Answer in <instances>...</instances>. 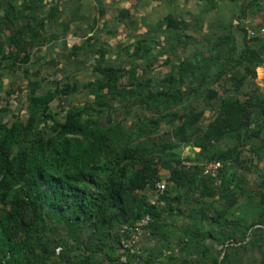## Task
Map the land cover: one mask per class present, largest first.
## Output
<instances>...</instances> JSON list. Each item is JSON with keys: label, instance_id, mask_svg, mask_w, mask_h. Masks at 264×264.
Returning <instances> with one entry per match:
<instances>
[{"label": "trees", "instance_id": "16d2710c", "mask_svg": "<svg viewBox=\"0 0 264 264\" xmlns=\"http://www.w3.org/2000/svg\"><path fill=\"white\" fill-rule=\"evenodd\" d=\"M204 1L205 11L214 8L211 0ZM57 13L54 0H0V98L5 101L0 114L10 111L18 96L2 72L15 64L24 82L20 108L26 111L25 117L12 114L10 122L0 120V264H139L134 252L122 248L121 237H131L146 216L142 237L165 241L166 264H194L193 255L202 249L196 229L210 219L205 214L214 199L226 203L225 209L236 202L247 208V199L255 196L264 202V88L255 83L256 69L264 64V0H240L237 5L234 18L241 43L232 31L196 39L192 33L202 19L165 18V27L183 30V46L191 39L207 43L211 51L229 45L203 63L181 58L164 77L168 86L154 88L139 77L138 67L152 68L162 53L153 49L154 39L141 37L126 48L140 65L125 69L95 64L92 71L99 76L82 84L93 98L59 109L51 102L76 94L81 89L77 81L54 78L42 90L28 75L32 51L57 38L45 29ZM130 16L122 8L118 20ZM97 43L89 36L72 45L70 54H104L106 49L95 48ZM168 62L166 57L163 63ZM208 63L214 73L203 69ZM207 109L213 115L203 126ZM117 113L122 115L113 118ZM215 159L222 162L216 175L204 174L205 164ZM242 163H248L245 171L260 177L250 190L243 185L245 177L234 178L233 165ZM160 169L168 176L158 195ZM163 200L188 205L193 238L184 243L170 239L174 224L160 206ZM237 220L230 222V232L224 228L230 223L218 219L220 253L228 240L244 239L258 219L248 224ZM149 259L142 264H160ZM211 264H218L217 258Z\"/></svg>", "mask_w": 264, "mask_h": 264}, {"label": "crops", "instance_id": "0c3cea01", "mask_svg": "<svg viewBox=\"0 0 264 264\" xmlns=\"http://www.w3.org/2000/svg\"><path fill=\"white\" fill-rule=\"evenodd\" d=\"M15 1L20 3L22 0ZM54 1L58 3V13L53 20L46 23L45 29L56 35L57 38L48 45L39 49H34L31 53L32 61L29 65V78L31 80H38L42 90L49 86L48 83H44V75L46 76V73L50 74L49 77L46 76V78L63 79L64 76V80L67 77L71 79L76 75V70L84 69L85 67L83 65H86L87 62L89 63V61L93 59L94 61H98L97 64L100 65L117 66L116 60L112 63L106 56H108L109 53L111 54L117 51L121 46L125 49L130 47L137 38L156 39L159 38V35H164V39L166 38L165 45H168V47L178 44L179 37L183 33V30L165 27L162 22L167 17L173 18L176 22L202 19L201 23L196 27L195 33L189 31V33L195 36L208 35L209 37H216L219 35H226L231 31L234 38L236 36H241V32L238 31L234 18L236 7L240 4V0H211L215 6L209 11L204 10V0ZM122 8L128 9L131 16L123 18V20L120 21L118 20V13ZM101 9L103 12L100 14ZM92 35L98 39L95 48L102 46L106 49L104 54L84 51H79L75 56L70 54L72 45L80 44L84 42L87 37ZM191 42L196 41L191 39L187 45L191 46ZM236 42H238V40H236ZM197 44H204L208 47V44L203 41ZM162 45H164L163 42ZM165 45L164 47H166ZM164 47L161 46L160 51L165 49ZM192 48L196 49L193 46ZM197 53L198 52L194 54L195 60L193 61L196 63H203L206 58L203 60L197 58ZM85 61L86 64H84ZM92 63H90V65ZM92 67L94 66L89 67L90 70H92ZM260 67L264 68V64ZM2 72H4L3 79L6 83L20 76V73L13 69H10V71L7 69L6 72L5 70ZM168 74L169 73H167V75ZM97 76H99V74H97ZM147 80L153 83L149 77L143 81ZM151 83L150 85L154 86V83ZM80 87L81 89L78 93H81L82 89H88L82 88V85ZM88 90L91 91L90 89ZM24 95V91L20 90L18 96L15 97L16 99L13 98L11 100L13 101V103H11L12 114H21L23 117L26 116V111L20 108ZM57 97L59 98L60 96ZM261 123L262 122H257L258 125ZM260 165L264 166V162L261 161ZM259 179L260 177L253 171L245 175V181L252 182L253 180L256 183ZM245 187L246 190L253 188L247 184ZM243 194L245 198H248L247 192ZM215 198H217V195H215ZM215 200L216 199L212 201V207L207 209L205 214V216H208L210 219L208 221H203L201 226H198L196 229V240L201 242H197L196 244L198 247L202 246V249L204 246L205 251L201 252V249L197 254L193 255L194 264H211L214 258H217L218 264H264V202L260 203L259 196H255L252 199H247L249 203L247 208L236 202L233 206L232 203H227V209H225L226 205L223 206V201ZM184 204H182L183 209ZM190 214V210H188L187 213L183 212L181 214V220H172L171 222L174 224V226L172 225L171 227V229H173V236L171 238L169 236L167 237L172 241H176L180 238L182 243H184L186 239L193 238L191 230H189L193 226L189 219ZM239 218H243V222L246 224L255 222L256 219L258 220L246 231L244 239L239 241H232V239L228 240L226 242L228 246L223 248L220 253L221 243L219 239L221 232L218 231L220 227L218 219L222 222L225 221L230 223L232 220H235L239 223L237 220ZM210 220L213 221L210 222ZM224 228L231 229L229 231L232 232V223H230L229 227ZM197 230H199V232ZM206 230L210 231V233H206ZM223 253H226V255L223 262H220ZM183 256H185V254H183Z\"/></svg>", "mask_w": 264, "mask_h": 264}, {"label": "rangeland", "instance_id": "374dc122", "mask_svg": "<svg viewBox=\"0 0 264 264\" xmlns=\"http://www.w3.org/2000/svg\"><path fill=\"white\" fill-rule=\"evenodd\" d=\"M193 36H195V35H193ZM195 38L198 39L199 35H196ZM235 38H236V40H238V43H241V41H242L241 36H236ZM165 39H164V35H159V38L154 39L156 41V43L154 44L153 49L157 50L159 52H162L160 59H159V62L157 64H155L152 68H144L143 66H139L137 69L139 77L142 80L147 79L148 77L151 78L152 82L154 83V84L153 83H151V84L154 85V88H158V87L162 88L163 86L164 87L168 86L167 85L168 82L164 80V77L167 76V73H171L174 70L176 63L181 58L187 57L188 59L195 60L194 54L196 52H198L197 58H200L201 60H203L205 58H208L209 54L216 53L218 50H221V49L226 50L229 47V45H226L224 47L216 48L214 51H211L210 50L211 48L209 45H208V47L204 44L198 45L197 44L198 42H191L192 45L191 46L187 45V46H185V48L182 44H180V42L178 44L172 46V47H168V45H165L166 44ZM162 42L164 43V45L166 47H164V45H162ZM161 46H163L165 49L160 51ZM192 46L195 47L196 49H193ZM166 57L169 58V62L163 63V60ZM106 58L109 61H111L112 63H114L115 62L114 60H116L117 61L116 64L124 67L125 69H128L132 65H136V64L140 65L139 61H135L131 56L128 55L126 49L123 46L119 47L117 51H114L111 54L109 53V55L106 56ZM97 62L98 61H96V60L94 61V59H93L92 61H89V63L87 62V64H86V61H85L84 64H86L88 68L86 67V65H83V66L87 69L84 68V69L76 70L77 72H76L75 76L73 75L74 77H72L71 79H69L67 77L66 79L70 80V81L75 79L79 83L80 86L84 82H87L89 80H93L94 78H96L98 73L93 72L92 70H90L89 67L95 66V64H97ZM197 62H198V60H197ZM90 63H92V64L90 65ZM13 66H14L13 70H17L20 73V76L18 78H14L12 80L11 83H13V84H11V88H14V90L18 91V93H19V91L22 89L21 85L24 82H21L23 79L20 78L21 77V69L19 67H17L18 65H16V64ZM260 68L261 67H257V69H256L257 74H256V78H255V83L260 87V89H263L264 88V68H261V69ZM3 69H2V71L5 70V72H6V70L8 68L5 67V69L4 70ZM203 69L209 73H214L216 71V68L213 66V63L205 64ZM8 70H10V69H8ZM49 75L50 74L46 73V76L49 77ZM46 76L44 75V79H45L44 83H48L49 86H47V87H51L50 82L52 80H54V78L53 79L52 78H46ZM76 76H79V77H76ZM64 78L65 77L63 76V79ZM124 80L125 79H122V82ZM0 95L4 96V93L2 92V93H0ZM92 98H93V92L92 91H89L88 89H84V90L82 89L81 93L77 92L76 94H74L71 97L60 96L59 98L58 97L55 98L51 102V107L55 108V109H59L60 107L66 108V107H69L71 105L76 104L77 102H81L84 99L91 100ZM4 105H5V101L2 98H0V106H4ZM10 106H11L10 107V110H11L12 105H10ZM181 111H182V109H181ZM12 112H13L12 110H11V112L10 111L2 112L0 114V120L10 122L13 118ZM118 114L119 113L115 114L113 118L117 119L118 117H120L122 115V114H119V115ZM212 115H213L212 111H210L208 109L205 110L203 117L200 121V125L205 126L207 124V122L211 119ZM60 117L62 118V116H60ZM104 122H106V120L102 121V123H104ZM38 124H40V126H43V127H48L49 122L47 125H44L41 122H38ZM221 145L223 147L224 144H221ZM187 151H188V149L185 147L184 153H186ZM247 165H248V163L246 165H245V163H242V165H239V164L233 165V166H236V168H237V170H233V171H236L234 178L237 177L238 175L239 176L242 175L243 177H245V175H248L250 172L245 171L247 169L245 166H247ZM228 167H229L228 168L229 172H232V164L229 165ZM160 173H161L162 179L165 182H167L168 171L165 169H160ZM227 176H229V178L232 177V175H230V174H227ZM237 179H238V177H237ZM245 182L243 183L244 187L246 184L250 187H253L255 185V181H253V180H252V182L251 181H245ZM167 186H168V184H167ZM152 199L153 198H151V200ZM160 206L164 210V214L166 213L165 215L167 216L168 221H171V220L179 221V220H181V217L180 216L178 217L177 214H181L183 212L187 213V211L189 210V207L186 203L183 205L184 209L182 208V203H178V202L166 203V202H164V200L161 202ZM170 207L173 209H169ZM175 207H179L180 213L177 212ZM140 238H139L140 240L138 241V243L133 247L132 250H130V252L135 253V255L137 256V258H139V260L141 259L140 260L141 262L139 264H142L143 261L148 260L150 258L149 256H151L150 259H152L154 263L160 262V264H163V263L166 264V260L164 259L165 258V251H164L165 241L160 240L159 237H158V240L154 237H149V238L148 237H140ZM126 241H128V238L126 239L122 236L121 237V243H125ZM124 258H126L125 255H124ZM124 260H126V259H124ZM59 264H71V263L61 262ZM103 264H107V263L104 262Z\"/></svg>", "mask_w": 264, "mask_h": 264}, {"label": "built area", "instance_id": "2783aa9c", "mask_svg": "<svg viewBox=\"0 0 264 264\" xmlns=\"http://www.w3.org/2000/svg\"><path fill=\"white\" fill-rule=\"evenodd\" d=\"M221 166H222V162L220 160H216V159L211 160L205 164L203 173L206 175L210 174V175L214 176V175H216L217 171L220 169ZM164 189H165V181L161 180L156 184L155 191L159 195V194L163 193ZM155 199H156V196L152 199V202H154ZM148 220H149V217L146 216L143 220H141V222L139 224H137L135 226L133 232L131 233V237L128 238V241H126L125 243H122L123 249H129V250L133 249V247L141 239L140 237H142V232H143L142 226L144 224H146ZM124 259H125L124 255H121V260L125 261Z\"/></svg>", "mask_w": 264, "mask_h": 264}]
</instances>
